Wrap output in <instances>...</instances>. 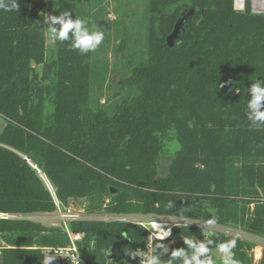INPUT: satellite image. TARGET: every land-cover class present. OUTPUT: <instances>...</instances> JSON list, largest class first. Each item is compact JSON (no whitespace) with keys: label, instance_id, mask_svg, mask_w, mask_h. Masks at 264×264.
I'll list each match as a JSON object with an SVG mask.
<instances>
[{"label":"trees","instance_id":"16d2710c","mask_svg":"<svg viewBox=\"0 0 264 264\" xmlns=\"http://www.w3.org/2000/svg\"><path fill=\"white\" fill-rule=\"evenodd\" d=\"M46 1L0 9V211L54 212L44 174L61 203L85 199L88 213L216 216L218 225L264 238V126L247 118L249 88L264 81V12L254 13L252 0L244 10L234 0H148L143 53L124 55L110 93L108 65L92 52L65 41L48 56ZM79 1L57 0L56 15L83 18ZM89 1L85 19L99 28L102 1ZM191 8L170 47L167 36ZM70 227L84 233L89 264L129 260L124 251L146 239L131 222L83 219ZM184 236L205 237L200 227L177 226L170 248L184 246ZM0 237L11 245L0 264H42L44 247L69 241L61 228L27 219H0ZM234 237L214 230L208 239ZM253 247L238 237L240 264H252Z\"/></svg>","mask_w":264,"mask_h":264},{"label":"clouds","instance_id":"9594fccd","mask_svg":"<svg viewBox=\"0 0 264 264\" xmlns=\"http://www.w3.org/2000/svg\"><path fill=\"white\" fill-rule=\"evenodd\" d=\"M0 9L5 11H20L18 0H0ZM45 36L52 43L71 41V49L78 50L81 54H87L98 50L104 42L105 33L97 25L89 24V21L79 16L73 17L71 10L60 12L59 15H45ZM249 100L247 103V118L251 122L250 127L264 126V81L256 80L249 88ZM172 207V204H169ZM218 222L216 216L200 224L203 235L207 236ZM155 239L159 243H150L145 249L129 248L124 251L132 260L139 259V264H217L213 253L215 248L220 254L222 264H240L235 257L238 237H234L217 244L212 239H196L192 236H184L182 247L170 248L167 240L172 233L171 227L153 225ZM127 239V235L123 234ZM112 250H105L107 256H111ZM167 257V259H163ZM54 255H46L42 264H52ZM126 264L128 261L126 260Z\"/></svg>","mask_w":264,"mask_h":264},{"label":"rangeland","instance_id":"374dc122","mask_svg":"<svg viewBox=\"0 0 264 264\" xmlns=\"http://www.w3.org/2000/svg\"><path fill=\"white\" fill-rule=\"evenodd\" d=\"M104 12L99 22V29L104 31L105 39L98 50L92 52L93 58L96 61L107 63L110 70L107 74L108 81L105 86V91L112 93L113 87L119 82V76L123 75L125 70L123 63H125L124 55L129 54L135 50L136 54H142L144 44H146L147 36V1L148 0H101ZM89 0H81L78 2V8L81 16L86 18L89 9ZM45 15H56L58 11L57 0L46 1ZM104 26V27H102ZM126 38L124 50L118 52V46L124 43ZM48 56H53L55 52V44L47 39ZM118 57L120 60H118ZM138 59V55L137 58ZM121 61V62H119ZM124 61V62H123ZM140 62V60H139ZM4 120L0 116V127ZM170 157L163 155L160 157V175L165 176L168 172ZM75 210L83 212L87 205V200L79 199L70 203ZM41 221L45 224L51 225L52 220ZM233 231L232 234L240 235L242 238L253 241L254 247L249 253L252 264H258L263 255L264 238L249 235L240 228L227 226ZM2 247H11L6 241L0 237V254ZM217 264H222L220 254L217 250L213 251ZM1 262V261H0Z\"/></svg>","mask_w":264,"mask_h":264},{"label":"built area","instance_id":"2783aa9c","mask_svg":"<svg viewBox=\"0 0 264 264\" xmlns=\"http://www.w3.org/2000/svg\"><path fill=\"white\" fill-rule=\"evenodd\" d=\"M245 5H246V0H234V8L237 10H244ZM251 7L254 13L264 12V0H252ZM33 166L37 168L36 165ZM42 177L53 196V199L56 204V210L52 213L50 212L13 213V212L0 211V219H27L34 221H41V219L52 220L51 225L54 227L61 228L67 234L69 239L68 243L65 245H51L44 247L42 249V255H43L42 261L46 255H54L56 257L55 260L52 262V264H89L82 256L79 245L84 238V233L74 232L70 227V223L72 221L89 219V220H103V221H124V222L139 224L143 226L146 230L145 243L142 246L137 247L140 249H145L146 246L150 243L154 244L158 242V240L155 239V230L153 228L154 223L160 225L162 228L171 227L172 229L171 236L164 241L167 244H171L172 234L177 226L190 225V226L200 227L199 225L204 222L201 220L170 216V215L155 216V215L130 214V213L118 214V213H108L106 211L88 213L86 212V210L80 212L75 210V208L72 207L70 203L68 205L61 203L49 179L44 174H42ZM214 230H220L228 235L241 237L238 234L237 235L232 234L231 231H233V229L227 226L216 224L214 229L209 231L208 235L202 239H208V237L212 234ZM214 250L216 249L214 248L213 251ZM127 261L128 264H139L138 258L136 260L129 259ZM105 264H126V260L116 261L112 258H109Z\"/></svg>","mask_w":264,"mask_h":264},{"label":"water","instance_id":"95a60500","mask_svg":"<svg viewBox=\"0 0 264 264\" xmlns=\"http://www.w3.org/2000/svg\"><path fill=\"white\" fill-rule=\"evenodd\" d=\"M194 12V8H191L185 15H183L175 24L174 30L167 36V43L170 47H173L175 40L179 37L182 24L184 20ZM27 158V157H25Z\"/></svg>","mask_w":264,"mask_h":264},{"label":"crops","instance_id":"0c3cea01","mask_svg":"<svg viewBox=\"0 0 264 264\" xmlns=\"http://www.w3.org/2000/svg\"><path fill=\"white\" fill-rule=\"evenodd\" d=\"M2 119H3V118H2ZM3 120H4V119H3ZM4 125H5V121L2 122L1 127H0V131H1V129L3 128Z\"/></svg>","mask_w":264,"mask_h":264}]
</instances>
